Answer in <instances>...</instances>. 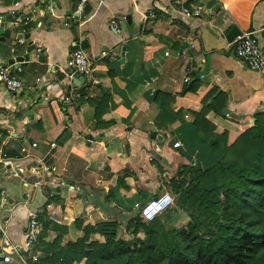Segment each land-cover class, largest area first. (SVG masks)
Wrapping results in <instances>:
<instances>
[{"label":"crops","instance_id":"0c3cea01","mask_svg":"<svg viewBox=\"0 0 264 264\" xmlns=\"http://www.w3.org/2000/svg\"><path fill=\"white\" fill-rule=\"evenodd\" d=\"M75 4L0 0V65L26 56L11 64L22 88L0 87V264H20L19 253L34 262L22 251L32 211L41 212L38 238L45 224L66 228L64 243L80 235L76 221L123 229L142 203L168 191L179 170L215 163L193 125L208 93L206 104L216 98L218 110L205 119L217 134L264 114V76L234 53L242 32L264 50V0H89L83 16L72 19ZM182 8L199 16L186 17ZM11 9L27 12L29 21L10 27ZM155 45L146 57L145 48ZM75 47L96 68L83 74L90 84L70 88ZM41 165L57 173L35 185L32 168ZM48 203L59 224L46 219ZM56 236L48 229L43 240Z\"/></svg>","mask_w":264,"mask_h":264},{"label":"trees","instance_id":"16d2710c","mask_svg":"<svg viewBox=\"0 0 264 264\" xmlns=\"http://www.w3.org/2000/svg\"><path fill=\"white\" fill-rule=\"evenodd\" d=\"M156 47H146V57ZM207 97L193 114V125L198 141L217 160L205 168L187 166L194 178L188 183L173 178L167 185L181 208L191 209L183 226L167 229L172 214L161 215L166 210L149 222L136 214L125 224L131 243L116 239L115 222L76 221L80 235L61 246L67 229L45 224L32 246L39 256L30 264H264V114L217 134L205 119L209 111L217 112V101L206 104ZM48 229L57 231L50 242L43 240Z\"/></svg>","mask_w":264,"mask_h":264},{"label":"built area","instance_id":"2783aa9c","mask_svg":"<svg viewBox=\"0 0 264 264\" xmlns=\"http://www.w3.org/2000/svg\"><path fill=\"white\" fill-rule=\"evenodd\" d=\"M75 9L74 14L71 16L72 19H77L83 16L85 8L89 0H75ZM17 6V4H15ZM17 8V7H15ZM17 9H11L9 14L12 16V19L9 21L10 27H20L25 25L30 17L27 12H16ZM36 8L33 7L31 12H35ZM182 13L186 17L199 16V11L194 10L190 11L185 8H182ZM5 19L0 15V24H3ZM109 27L115 32L120 33V24L115 20H110ZM17 42L22 43V39H18ZM13 51V50H12ZM234 53L238 59L244 62L247 67L257 73H260L264 76V50L261 49L257 44L254 38L251 36L250 32H242L238 36L234 44ZM68 66L75 72L80 74L92 73L95 71V63L85 54L83 50L78 47H75L70 51L68 57ZM20 69L14 68L12 65H0V87H3L7 92H17L22 88L21 80L15 75L14 72H19ZM228 116V115H226ZM185 118L187 116H184ZM36 144L32 143V147H35ZM53 146V144H51ZM8 162H4L7 164ZM57 173V168L54 165H41L32 168V174L35 176V185H39L40 178L50 177ZM168 184V182H167ZM174 198L169 191H165L158 196L151 198L146 201L143 205H140L136 209V214L144 221H152L155 217L160 215L162 212L167 210L172 206ZM47 210L46 219L54 223L59 224L60 221L55 217L51 205L48 203L45 205ZM41 212L32 211L30 214L29 220L23 232V242H22V251L24 253H31L30 257L32 261H35L37 255L31 252L33 243L38 238L40 233V221L39 216ZM7 221H4L6 223ZM1 234L6 238V232L4 229H1ZM5 245L7 243L5 242ZM12 250L15 251V246H12ZM3 261L6 263L11 262V257L9 255L3 256ZM18 261L20 264H27L25 255L22 253L18 255Z\"/></svg>","mask_w":264,"mask_h":264},{"label":"rangeland","instance_id":"374dc122","mask_svg":"<svg viewBox=\"0 0 264 264\" xmlns=\"http://www.w3.org/2000/svg\"><path fill=\"white\" fill-rule=\"evenodd\" d=\"M245 124H250V122H246ZM194 177H195V172L189 167H184L182 170L178 171V179L185 181L186 183H188ZM173 197H174V202L172 206L168 208L165 213L161 214V215H164V214L171 215L172 214V218L166 223L167 229L183 226L189 219L188 212L191 211L190 208H188V210L181 208L182 202L181 200L178 201L177 195L173 194ZM144 203H142L141 205H143ZM123 229H119L115 231L116 239L128 240L129 242L132 243L134 240V237L129 232L126 231L125 226H123ZM138 236L141 237L142 235L138 234ZM65 243L61 239V242H60L61 246H63V244Z\"/></svg>","mask_w":264,"mask_h":264},{"label":"water","instance_id":"95a60500","mask_svg":"<svg viewBox=\"0 0 264 264\" xmlns=\"http://www.w3.org/2000/svg\"><path fill=\"white\" fill-rule=\"evenodd\" d=\"M74 16L76 17V15L74 14ZM77 23V21L75 22ZM126 23H128V17L125 18V22L122 23V28L125 29V25ZM26 56H18V57H14V58H10L7 62H5L8 65H17L16 63L22 62L23 60H25ZM15 63V64H14ZM87 83H91L88 82L87 79L85 78V76L83 74H79V73H73L71 75V84H70V88H76V86L80 85V84H87ZM151 137L157 140H161L162 136L160 135H151ZM192 163V161H191Z\"/></svg>","mask_w":264,"mask_h":264}]
</instances>
